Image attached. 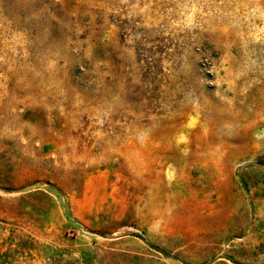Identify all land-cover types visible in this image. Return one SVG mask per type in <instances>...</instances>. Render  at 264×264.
<instances>
[{"label":"rangeland","instance_id":"obj_1","mask_svg":"<svg viewBox=\"0 0 264 264\" xmlns=\"http://www.w3.org/2000/svg\"><path fill=\"white\" fill-rule=\"evenodd\" d=\"M0 264H264V0H0Z\"/></svg>","mask_w":264,"mask_h":264}]
</instances>
